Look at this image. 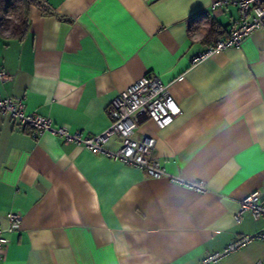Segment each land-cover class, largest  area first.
Returning <instances> with one entry per match:
<instances>
[{"label":"crops","instance_id":"crops-1","mask_svg":"<svg viewBox=\"0 0 264 264\" xmlns=\"http://www.w3.org/2000/svg\"><path fill=\"white\" fill-rule=\"evenodd\" d=\"M47 7L42 8L41 2ZM34 0L21 34L0 16V95L83 136L110 123V102L153 74L181 108L159 128L147 117L136 137L168 173L204 181L197 193L165 177L93 153L0 116L1 264H198L264 217L235 213L239 199L264 201V30L239 47L193 58L238 21L235 0ZM214 26L217 36L204 39ZM104 147L116 150L121 139ZM253 241L213 264H260Z\"/></svg>","mask_w":264,"mask_h":264},{"label":"built area","instance_id":"built-area-1","mask_svg":"<svg viewBox=\"0 0 264 264\" xmlns=\"http://www.w3.org/2000/svg\"><path fill=\"white\" fill-rule=\"evenodd\" d=\"M225 1L217 0L213 3V7H220ZM235 3L238 8L236 27L226 37L212 41L205 50L193 58V63L201 62L217 51L239 47L249 34L256 30H264V0H235ZM41 6L47 7L43 1ZM11 78L9 72L0 69L1 82ZM180 113L181 108L172 97L167 85L153 74L141 77L117 93L110 102V123L101 132L90 136H83L80 131L70 132L65 125L54 126L49 117L26 112L23 98L0 95V116L6 117L13 125L30 127L35 131L34 135L52 133L66 142H73L93 153L103 154L127 165L138 167L149 177H165L197 193H202L207 190L204 181H189L172 175L151 157L156 143L155 138L147 135L136 137L143 117L149 118L157 127L163 128L172 123ZM110 137L121 139V146L118 149L110 150L104 147V142ZM259 197L260 192L254 191L239 199V209L235 213L236 222L242 219L244 212H249L255 218L264 217V201ZM19 219V214L9 213L8 227L4 229L0 226V264L3 259V249L8 243L3 233L9 231ZM253 241L264 242V229L236 236L222 249L208 253L198 264L216 263ZM260 264H264V261Z\"/></svg>","mask_w":264,"mask_h":264},{"label":"trees","instance_id":"trees-1","mask_svg":"<svg viewBox=\"0 0 264 264\" xmlns=\"http://www.w3.org/2000/svg\"><path fill=\"white\" fill-rule=\"evenodd\" d=\"M34 0H0V16L7 21L15 34H21L27 23V6ZM214 26L204 33V39L211 41L217 36Z\"/></svg>","mask_w":264,"mask_h":264},{"label":"snow or ice","instance_id":"snow-or-ice-1","mask_svg":"<svg viewBox=\"0 0 264 264\" xmlns=\"http://www.w3.org/2000/svg\"><path fill=\"white\" fill-rule=\"evenodd\" d=\"M174 107V106H173Z\"/></svg>","mask_w":264,"mask_h":264}]
</instances>
